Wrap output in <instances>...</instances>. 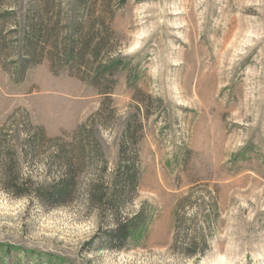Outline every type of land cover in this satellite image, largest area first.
Segmentation results:
<instances>
[{
  "label": "rangeland",
  "instance_id": "374dc122",
  "mask_svg": "<svg viewBox=\"0 0 264 264\" xmlns=\"http://www.w3.org/2000/svg\"><path fill=\"white\" fill-rule=\"evenodd\" d=\"M28 16L48 40L26 59ZM78 23L103 41L87 66L66 54ZM100 107L110 168L137 131L127 240L91 243L104 226L79 200L0 189V264H264V0H0V136L19 146L27 120L71 134Z\"/></svg>",
  "mask_w": 264,
  "mask_h": 264
},
{
  "label": "trees",
  "instance_id": "16d2710c",
  "mask_svg": "<svg viewBox=\"0 0 264 264\" xmlns=\"http://www.w3.org/2000/svg\"><path fill=\"white\" fill-rule=\"evenodd\" d=\"M102 1L107 4V0ZM26 28L28 51L24 58H35L41 53L38 44L48 39L45 32L32 23V17H27ZM82 29V23H78L74 38L78 49L66 50V54L70 52L74 60L87 66L85 55L89 52L96 57L103 41L91 45L93 31L82 34ZM95 70V78L99 79L103 70L100 67ZM102 109L78 124L71 134L61 132L50 136L43 126L32 125L27 120L19 146L14 143L11 130H4L0 136V189L15 197L34 199L45 208L70 205L79 200L86 209L95 210L99 227L104 226L90 242L109 249L125 243L137 216L128 212L127 204L134 199L138 183V151L137 131L127 125L118 146L117 160L109 167L94 129L95 124L106 121ZM21 162L26 165L40 162L42 175L36 179L31 173L23 175ZM175 222L179 224L177 215ZM179 250L192 255L201 247L196 249L195 243L189 241Z\"/></svg>",
  "mask_w": 264,
  "mask_h": 264
}]
</instances>
